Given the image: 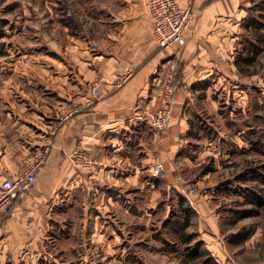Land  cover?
I'll use <instances>...</instances> for the list:
<instances>
[{
	"label": "crops",
	"instance_id": "obj_1",
	"mask_svg": "<svg viewBox=\"0 0 264 264\" xmlns=\"http://www.w3.org/2000/svg\"><path fill=\"white\" fill-rule=\"evenodd\" d=\"M178 1L194 10L181 46H158L147 0H112L97 6L92 36L52 23L55 37L48 44L0 53V181L21 173L26 159L54 141L30 190L0 215L1 259L17 255L21 263L34 264L47 255L60 264L48 252L47 239L68 227L65 241L81 248L82 262L78 228L81 237L87 231L86 238L103 246H123L128 225L149 215L163 190L173 193L172 186L188 199V182L187 194L180 191V169L213 149L206 143L196 158L186 156L189 112L197 109L199 83L210 81L202 101L215 111L226 93L213 92L214 84L225 88V77L246 66L237 56L250 0ZM5 31L1 41L8 45ZM127 67L132 73L125 79ZM171 76L176 92L169 126L157 131L150 114L164 107L163 88ZM95 83L97 95L91 91ZM77 147L99 163L74 166L68 156ZM158 162L163 171L156 176ZM133 190L151 193L138 216L130 208ZM197 200L189 202L214 229L216 209Z\"/></svg>",
	"mask_w": 264,
	"mask_h": 264
},
{
	"label": "rangeland",
	"instance_id": "obj_2",
	"mask_svg": "<svg viewBox=\"0 0 264 264\" xmlns=\"http://www.w3.org/2000/svg\"><path fill=\"white\" fill-rule=\"evenodd\" d=\"M87 2L92 8V14L87 13L78 0H0V23L8 20L2 28L10 34L6 38L7 41L11 40L7 42L8 45H4L2 52H5L7 47L13 49L18 46L32 49L35 44H48L55 37L54 32L50 30L52 23L65 25L73 32L80 31L84 36L88 33L91 36L94 35L98 22L96 16L98 11L100 12L97 6L101 7L103 4L110 6L112 0H87L85 3ZM234 73L235 75L232 73L225 77V80H228L225 88L221 87L223 85L220 83H215L213 92L216 91L218 94L225 92L227 96L230 95L232 100L228 101L227 97V102H233L232 107L235 108L244 107L250 96L255 93L260 95L262 93L264 102V56L257 64L242 66ZM221 134L225 139L229 137L222 131ZM233 141L240 147L249 146L246 141L243 142L237 138ZM212 148L209 155H204L195 165L190 164L189 169L183 166L179 172L180 191L187 194L185 184L196 183L197 193L200 195L203 193V197L196 196L197 198H200L202 202L207 200L211 208L222 207L223 209L220 216L214 215L217 221L214 230L205 216L196 213L194 205L189 202L191 199L196 202L197 198L189 193L187 195L189 200L185 198L193 214L191 225L187 230L194 234L192 244L203 252L199 264H212V261H206L211 256L215 258L217 264H264V204L258 207L252 196L244 201L246 186L252 185L264 189V184L256 182L258 179L247 183L236 179L237 174L245 172L244 168L247 165H264V154L253 152L229 161L228 153H220L214 150L215 147ZM210 155L213 156L212 162L208 159ZM208 164L213 168L212 171L202 174V166ZM169 189L179 194L174 187L171 186ZM233 189H242L243 193L233 192ZM236 208L258 210V214L243 217L233 213ZM87 233V231L82 232L81 237L79 228L76 230L84 249L82 255L84 264H128L124 259L126 249L121 243L119 247L103 246L101 241L86 238ZM140 254L146 260V264L148 260L153 261L151 264H170L174 261L169 250L166 258L160 252L147 253L141 250ZM17 258V255H3L2 259L0 258V264H23ZM43 262L56 264L47 255L34 259V264H43Z\"/></svg>",
	"mask_w": 264,
	"mask_h": 264
},
{
	"label": "trees",
	"instance_id": "obj_3",
	"mask_svg": "<svg viewBox=\"0 0 264 264\" xmlns=\"http://www.w3.org/2000/svg\"><path fill=\"white\" fill-rule=\"evenodd\" d=\"M78 1L87 13H93L88 2L85 3L87 0ZM4 23H8V20L0 23L1 52L5 45L1 38L6 36V31L2 28ZM242 25L237 63L240 62L248 66L255 65L264 56V0H250V4L246 7V15L242 19ZM209 84L210 81L208 80L199 83L197 90L202 89L203 91L197 92V109L189 112V131L186 135L187 142L183 146L186 156L196 158L206 143L215 147L214 149L220 153H228L229 161L253 152L264 154V102L262 93L261 95L259 93L251 95L249 101L242 108L241 106L238 108L232 107L233 102H227V95L225 94L218 98V106L215 111H212L208 110L202 101L205 95L204 88ZM217 95L215 93L213 97L217 98ZM229 98H231L230 95ZM221 131L229 137L223 138ZM235 138L243 142L246 141L249 146L240 147L236 145L233 141ZM208 159L212 162L213 156L210 155ZM202 168V174L210 173L213 169L209 164L202 166ZM244 171L237 174L236 179L244 180L246 183L258 179L256 182L264 184V165L251 166L249 164L244 168ZM226 189L228 190V188ZM241 190L233 189L232 191L243 193ZM244 190V201L252 196L258 207L264 204L263 188L251 185L246 186ZM133 191L136 192L131 196L133 204L130 208L132 207L138 216L143 213L142 209L148 202L151 193ZM18 198L0 215L8 212ZM187 202L180 194L171 195L163 190L162 196L158 197L154 206L148 209L149 215L143 216L141 220L136 219L135 223L128 225L127 234L123 236L126 263L146 264V260L140 254L141 250L147 253L160 252L165 258L169 250L174 259L171 262L173 264H199L203 252L192 244L194 234L187 230L193 217L192 208ZM222 210V207H217V216H220ZM257 211L248 208H236L233 213L246 217L258 214ZM70 233L68 227L57 234L51 233L50 238L47 239V250L53 254L60 264H84L78 259L82 252L81 248L72 246V241H70L69 246L65 241L66 236L71 237ZM206 261L217 264L212 256ZM152 262V260H148L147 263L151 264Z\"/></svg>",
	"mask_w": 264,
	"mask_h": 264
},
{
	"label": "built area",
	"instance_id": "obj_4",
	"mask_svg": "<svg viewBox=\"0 0 264 264\" xmlns=\"http://www.w3.org/2000/svg\"><path fill=\"white\" fill-rule=\"evenodd\" d=\"M149 13L153 22V36L162 49H170L181 46L185 41V33L194 21V10L191 3L181 4L178 0H147ZM174 66V65H173ZM132 73V68L127 67L124 71L125 79ZM123 79V78H122ZM165 105L150 114V125L154 130L163 131L169 126L170 104L173 103L176 85L172 76L169 77L163 88ZM93 94L99 93V84L91 87ZM54 141L48 139L44 148L25 160V169L14 177H6L0 181V214L7 210L12 202L28 192L33 185L36 172L46 162ZM69 160L76 167L90 168L97 165L98 160L77 147L69 156ZM163 171L161 163H156V176ZM196 184L188 183L189 193H197Z\"/></svg>",
	"mask_w": 264,
	"mask_h": 264
}]
</instances>
